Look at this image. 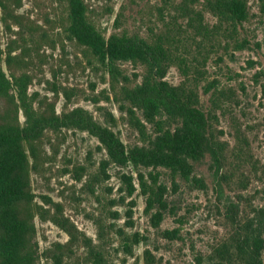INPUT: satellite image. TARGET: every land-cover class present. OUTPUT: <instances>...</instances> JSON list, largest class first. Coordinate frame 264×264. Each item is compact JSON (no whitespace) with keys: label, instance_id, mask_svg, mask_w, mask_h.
Wrapping results in <instances>:
<instances>
[{"label":"rangeland","instance_id":"rangeland-1","mask_svg":"<svg viewBox=\"0 0 264 264\" xmlns=\"http://www.w3.org/2000/svg\"><path fill=\"white\" fill-rule=\"evenodd\" d=\"M85 1L91 21L106 36L126 29L149 38L152 30L157 32L170 26L171 14L166 12L162 17L157 11L161 0ZM257 1L251 0L250 21L239 34V39L248 40L246 48L225 47L223 42L219 44L216 40L213 46L211 41H206L200 50L187 48L184 54V47L179 50L181 57H188L193 67L199 68L194 73L191 71V75L199 80L202 105L216 116L214 127L225 143L227 160L219 173L210 158L197 167L196 175L205 180L207 189L178 180V189L174 191L168 170L143 168L146 174L159 172V184L168 189V209L160 228L154 229L150 216L145 213L146 197L141 193L133 166L109 165L108 178L91 188L92 176L100 173L102 161L108 159L106 152L90 134L63 130L49 134L41 144V159L32 174L35 202L44 205L42 197L47 196L63 204L65 215L94 243H100L98 231L103 225L109 235L101 243L115 264H146L145 250H150L160 264H198V256L202 257V264H208L214 248L231 235V222L226 219L230 208L239 219L255 220V228L262 225L264 228V15ZM16 14L21 15L26 25L37 28L40 35L43 32L47 35L43 39L39 35L38 44L30 46L32 56L25 54L26 59H32L29 68L25 69L34 81L30 93H38L42 101H57L58 113L82 107L111 126L126 145H141L139 134L128 124L126 114L120 111L112 97L105 69L90 61L85 50L68 41L63 34L67 15L64 0H22V8ZM120 14L117 28L115 21ZM204 15L207 26L213 28L217 19L207 12ZM183 22L181 20L179 24L183 26ZM180 25H175V30L170 32L185 35ZM12 31L14 39L20 41L19 28L15 24ZM0 39L2 50H5L10 36L4 24H0ZM20 52L19 49L16 53ZM3 67L6 70L5 64ZM121 67L132 80L134 75L143 73L131 63ZM166 80L172 85H180L186 80L183 69L179 65L172 66ZM49 82L73 90L71 103L66 105L63 94L55 96L49 90ZM209 83L215 85V95L214 90L204 93V86ZM108 113L114 116L115 123L106 121ZM148 129L151 132L152 127L149 125ZM80 167L84 172L78 181L75 172ZM124 174L133 175L135 179L136 191L131 197L121 179ZM130 211L131 218L128 217ZM129 221L133 226L128 224ZM34 224L41 257L37 264H54L49 255L62 253L56 245L65 244L69 237L52 222L38 216ZM174 229H179L180 239L170 241L161 236V231ZM136 233L144 240L134 245L131 256L126 255L123 250L126 237L132 240ZM85 254V249L77 248L72 259L64 257L65 262L81 264Z\"/></svg>","mask_w":264,"mask_h":264},{"label":"trees","instance_id":"trees-1","mask_svg":"<svg viewBox=\"0 0 264 264\" xmlns=\"http://www.w3.org/2000/svg\"><path fill=\"white\" fill-rule=\"evenodd\" d=\"M250 2L161 0L157 11L162 17L166 12L171 14L170 26L157 32L152 30L150 37L146 38L126 29L106 36L91 21L85 0H64L67 15L63 34L68 41L83 48L90 61L102 66L109 75L112 97L141 139V145L131 147L111 126L96 119L90 111L76 107L58 113L57 101H42L38 93H30L34 81L25 69L29 68L32 59H26L25 54L32 56L30 46L38 44L40 33L16 14L22 8V0H0V24H4L10 36L5 50H2L0 39V264H37L41 259L34 224L37 216L52 222L69 237L65 244L56 245L62 253L49 255L54 264H68L64 257L72 259L77 248L86 250L81 264H115L101 243L109 235L103 225L98 231L100 243H94L65 215L63 204L47 196L42 197L44 205L35 202L37 196L32 189V174L41 159V144L51 133L80 131L99 141L108 159L102 161L100 173L92 176L91 188L108 178L109 165L121 168L132 165L141 193L146 197L145 213L150 216L154 229L160 228L168 209V189L159 184V172L146 174L143 168L168 170L174 191L178 189V180L195 188L207 189L205 180L196 175L197 167L210 158L219 173L227 160L225 143L214 127L216 116L202 105L199 80L191 75L199 68L193 67L188 57H181L179 50L184 47L182 54L187 53V48L200 50L206 41H211L213 46L216 40L219 44L223 42L225 47L233 45L237 50L249 46L247 39H239V34L250 21ZM257 2L264 15V0ZM204 12L217 19L211 29L206 24ZM120 18L121 14L115 21L117 28ZM181 20H184L183 26L179 24ZM14 24L19 28L20 41L11 34ZM175 25H180V30L186 34H172L170 31L175 30ZM40 37L47 38V35L43 32ZM19 49L21 52L17 54ZM124 63L141 68L143 73L134 75L132 80L121 67ZM174 65L183 69L186 78L176 86L166 80ZM48 85L55 96H65L66 105L71 103L73 90L58 87L54 82ZM212 91L215 95L214 84L204 86L205 94ZM108 117V123H115L111 113ZM81 172L84 170L80 167L75 172V180L81 181ZM121 179L127 185V195L133 196L136 191L133 175L124 174ZM219 189L222 190L221 184ZM128 217H132L131 211ZM226 219L231 222V235L214 248L208 264H263V225L255 228V220H241L231 208ZM128 224L133 226L131 221ZM161 236L174 241L180 239V231L163 230ZM143 240L144 237L137 233L132 240L126 237L125 254L131 256L134 245ZM144 258L146 264H160L150 250H145ZM196 260L198 264L203 263L201 256Z\"/></svg>","mask_w":264,"mask_h":264}]
</instances>
